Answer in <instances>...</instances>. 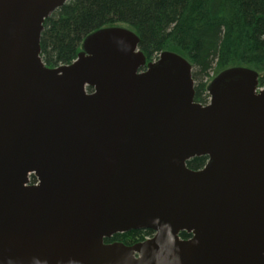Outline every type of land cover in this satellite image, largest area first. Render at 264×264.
Here are the masks:
<instances>
[{"label": "water", "instance_id": "1", "mask_svg": "<svg viewBox=\"0 0 264 264\" xmlns=\"http://www.w3.org/2000/svg\"><path fill=\"white\" fill-rule=\"evenodd\" d=\"M69 1L0 0V264H264L259 75L224 70L195 103L192 66L146 63L122 27L47 68L43 24ZM130 231L152 236L105 243Z\"/></svg>", "mask_w": 264, "mask_h": 264}, {"label": "trees", "instance_id": "2", "mask_svg": "<svg viewBox=\"0 0 264 264\" xmlns=\"http://www.w3.org/2000/svg\"><path fill=\"white\" fill-rule=\"evenodd\" d=\"M108 27L135 33L146 63L163 52L184 58L192 66L193 81L198 82L195 103L205 104L208 83L202 82L210 71L216 77L229 68H248L259 75L263 86L264 0H71L44 21L43 63L48 68L71 64L83 40ZM205 162L204 157L194 158L186 165L197 171ZM35 182L31 176L30 184ZM151 236V231H130L105 243L133 246ZM179 237L191 236L181 233Z\"/></svg>", "mask_w": 264, "mask_h": 264}, {"label": "rangeland", "instance_id": "3", "mask_svg": "<svg viewBox=\"0 0 264 264\" xmlns=\"http://www.w3.org/2000/svg\"><path fill=\"white\" fill-rule=\"evenodd\" d=\"M155 60V59H154ZM215 72L214 71H210L209 72V74H208V76L207 77H205L204 78V80H203V84L205 85V84H209V82L211 81V79L215 76ZM207 84V85H208ZM198 85V82L196 81V82H194V87H196ZM205 95L207 96V98H206V100H205V104L204 105H206V104H208V102H209V96H208V94H207V92H205ZM29 183H30V177H29ZM150 238V237H149Z\"/></svg>", "mask_w": 264, "mask_h": 264}]
</instances>
